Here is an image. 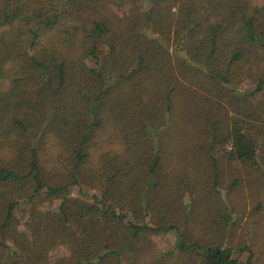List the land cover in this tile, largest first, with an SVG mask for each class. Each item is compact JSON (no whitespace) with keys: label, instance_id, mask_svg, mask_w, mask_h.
I'll list each match as a JSON object with an SVG mask.
<instances>
[{"label":"trees","instance_id":"trees-1","mask_svg":"<svg viewBox=\"0 0 264 264\" xmlns=\"http://www.w3.org/2000/svg\"><path fill=\"white\" fill-rule=\"evenodd\" d=\"M0 264H264V0H0Z\"/></svg>","mask_w":264,"mask_h":264},{"label":"rangeland","instance_id":"rangeland-1","mask_svg":"<svg viewBox=\"0 0 264 264\" xmlns=\"http://www.w3.org/2000/svg\"><path fill=\"white\" fill-rule=\"evenodd\" d=\"M202 22L203 23H213L215 21V18L213 17H208L207 12H202ZM237 90L240 89V91L243 92H247L250 91V86H241V87H233ZM114 128V127H113ZM112 127H106L105 130H102V137L100 138V151L104 150V149H108V150H115V151H119L121 150V144L119 142V139L117 138L118 131H114ZM228 148H230V145L227 146ZM225 163V162H224ZM223 166V178H227V180H230L234 177H242V171L241 169L237 168L235 169V165L234 166H225V164L222 165ZM228 167L231 171L228 170ZM41 178L43 180H45L44 176L41 175ZM230 178V179H228ZM185 191V190H184ZM236 191V190H235ZM187 192V191H186ZM92 193V191H88L86 188L83 189V191H80L78 194L83 195V196H87L88 194ZM248 193L246 188H244V186H240V188H238V190L236 192L233 191V193L230 194V202L234 207V214L237 216H235L236 219H240L239 220V225L240 226H244L246 224V222L248 221V216L247 214L249 213V209L251 207V201L248 198ZM89 196V195H88ZM45 207H47V203L45 202H41L40 203V209H44ZM50 208L55 207V203H51L49 205ZM244 208V214L246 215H242L241 217L238 216V211L239 209ZM142 225H146L145 227H150L152 226L151 222L148 219L143 220V222H141ZM153 237L155 238L156 241L159 242V244L161 245L162 248L164 249H169L173 244H175L177 242V238L178 235L174 232L171 233H164L162 231H153ZM67 254V250L64 246H56L52 252L50 253V256L52 258H56L59 256H63ZM246 257V253H244L242 255V258Z\"/></svg>","mask_w":264,"mask_h":264}]
</instances>
